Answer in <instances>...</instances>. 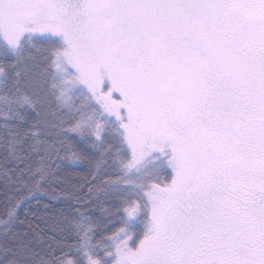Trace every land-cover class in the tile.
Returning a JSON list of instances; mask_svg holds the SVG:
<instances>
[{"label":"snow or ice","instance_id":"obj_1","mask_svg":"<svg viewBox=\"0 0 264 264\" xmlns=\"http://www.w3.org/2000/svg\"><path fill=\"white\" fill-rule=\"evenodd\" d=\"M0 264H264V0H0Z\"/></svg>","mask_w":264,"mask_h":264}]
</instances>
